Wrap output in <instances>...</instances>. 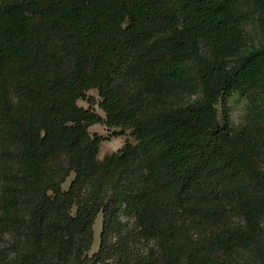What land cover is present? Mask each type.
Here are the masks:
<instances>
[{
	"label": "trees",
	"instance_id": "1",
	"mask_svg": "<svg viewBox=\"0 0 264 264\" xmlns=\"http://www.w3.org/2000/svg\"><path fill=\"white\" fill-rule=\"evenodd\" d=\"M253 17L264 32V0H0L4 264H235L255 249L264 264V130L234 133L227 109L234 92L264 106ZM94 124L136 142L100 160Z\"/></svg>",
	"mask_w": 264,
	"mask_h": 264
},
{
	"label": "rangeland",
	"instance_id": "2",
	"mask_svg": "<svg viewBox=\"0 0 264 264\" xmlns=\"http://www.w3.org/2000/svg\"><path fill=\"white\" fill-rule=\"evenodd\" d=\"M244 30L247 37V45L249 47L258 44V42L264 41V32L258 23L256 17L251 18L245 23ZM88 96H91L95 100L94 108L101 115H105L104 111L99 107V94L96 88L88 91ZM192 97V96H191ZM190 97V98H191ZM195 97V95H193ZM78 103L81 106L89 107L90 103L86 99H80ZM260 103V102H259ZM255 103L254 98L251 95H241L236 92L232 93L227 99V109L229 114V120L234 133L250 132L253 129L264 130V106ZM259 105V106H258ZM221 105H219V111H221ZM91 134L97 133L102 135L105 139L101 142L99 148L98 158L100 160L114 151L121 148L126 140L133 143L136 142V138L130 133L129 129H126L124 134L113 135L115 130L119 131L120 128L110 129L104 124H94L89 127ZM260 167L264 170V158L258 159ZM74 174H72L67 181L63 184L65 189L68 188ZM233 221L238 223L240 217L234 213ZM122 219L127 222V226L130 227V231L134 232L132 253L134 257L140 258L148 255L151 249L154 248V242L141 236L134 227V220L123 214ZM103 216L99 214L94 224L95 239L90 254H93L99 249L100 234L102 231ZM263 240H264V220H263ZM16 237L10 233L0 234V264H4L8 255L13 252ZM264 247V243L262 245ZM260 255L258 251L249 250L242 254L235 264H260Z\"/></svg>",
	"mask_w": 264,
	"mask_h": 264
}]
</instances>
